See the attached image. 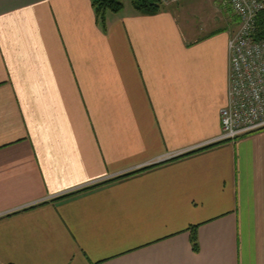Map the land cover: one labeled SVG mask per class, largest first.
Instances as JSON below:
<instances>
[{
	"label": "crops",
	"instance_id": "crops-1",
	"mask_svg": "<svg viewBox=\"0 0 264 264\" xmlns=\"http://www.w3.org/2000/svg\"><path fill=\"white\" fill-rule=\"evenodd\" d=\"M194 6L0 0V264H264V130L219 141L239 18Z\"/></svg>",
	"mask_w": 264,
	"mask_h": 264
},
{
	"label": "built area",
	"instance_id": "built-area-1",
	"mask_svg": "<svg viewBox=\"0 0 264 264\" xmlns=\"http://www.w3.org/2000/svg\"><path fill=\"white\" fill-rule=\"evenodd\" d=\"M169 6L181 0H158ZM239 18V29L229 42V87L221 111L220 142L264 130V39L256 40V24L264 10L262 0H224Z\"/></svg>",
	"mask_w": 264,
	"mask_h": 264
},
{
	"label": "trees",
	"instance_id": "trees-1",
	"mask_svg": "<svg viewBox=\"0 0 264 264\" xmlns=\"http://www.w3.org/2000/svg\"><path fill=\"white\" fill-rule=\"evenodd\" d=\"M262 1L264 2V0ZM131 2L136 10L145 15H155L165 10V6H163L158 0H131ZM92 4L98 19L102 22H105L108 13H119L124 8V4L121 0H92ZM254 37L256 40L264 39V10L257 18L256 33ZM192 244L194 251L197 252L198 242L195 231L192 233Z\"/></svg>",
	"mask_w": 264,
	"mask_h": 264
},
{
	"label": "rangeland",
	"instance_id": "rangeland-1",
	"mask_svg": "<svg viewBox=\"0 0 264 264\" xmlns=\"http://www.w3.org/2000/svg\"><path fill=\"white\" fill-rule=\"evenodd\" d=\"M121 2L124 5H129L130 3L132 4L131 0H121ZM192 2H194L195 4L194 12L187 14L186 27H193L198 29V31L205 21L209 23L208 17L210 15H215L217 11H221L223 8V0H192ZM225 15L226 17H228V12H226ZM180 22H182L183 24L184 20ZM185 31L186 34H189L187 29ZM200 34L202 36L204 33H200Z\"/></svg>",
	"mask_w": 264,
	"mask_h": 264
}]
</instances>
